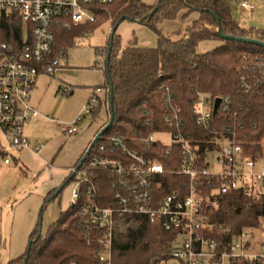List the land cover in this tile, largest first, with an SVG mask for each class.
<instances>
[{
    "label": "built area",
    "instance_id": "obj_1",
    "mask_svg": "<svg viewBox=\"0 0 264 264\" xmlns=\"http://www.w3.org/2000/svg\"><path fill=\"white\" fill-rule=\"evenodd\" d=\"M236 1L247 12L254 9L247 0ZM112 2L0 0V29L11 14L18 16L22 27V39L16 46L0 40V166L16 159L13 151L30 150L37 155L43 146L30 143L24 125L41 115L29 97L38 65L52 50L53 25L94 22L97 9ZM54 69L48 65L44 72ZM237 69L244 92L264 95V53L244 54ZM170 83L159 85L166 128L144 137L102 135L88 153L85 150L79 166L70 168V203L80 204L82 214L98 230V264H112L114 236L134 230L140 217L174 234L170 256L159 264H264V218L259 227L243 229L221 248L207 236L209 215L217 209L221 194L241 191L254 200L264 195V156L246 153L237 138L242 125L237 113L230 111L229 97H219L214 114L216 97L197 92L191 112L200 134L194 137L185 127ZM58 91L69 96L73 89L63 86ZM108 92L106 87L93 88L77 115L64 123V131L75 133L84 118L100 109L107 113L105 125L111 107ZM218 112L226 123L214 118ZM156 135H167L169 141ZM143 144L150 147L149 152L140 150ZM100 183L107 184L109 192L100 194Z\"/></svg>",
    "mask_w": 264,
    "mask_h": 264
},
{
    "label": "trees",
    "instance_id": "obj_2",
    "mask_svg": "<svg viewBox=\"0 0 264 264\" xmlns=\"http://www.w3.org/2000/svg\"><path fill=\"white\" fill-rule=\"evenodd\" d=\"M232 1L157 0L155 4L148 5L142 0H113L111 4L97 9L94 22L68 27L54 24L51 53L44 63L38 65V70L45 71L48 65L56 68L55 62L66 55L76 38L109 20L112 32L104 49V87L108 88L111 82L110 113L113 114V121L104 132V137L114 134L144 137L157 129L166 128L162 120L165 110L161 107L159 85L171 82L175 103L182 108L185 127L192 131L194 137L200 134L191 112L197 92L209 93L212 97H229L230 111L237 113L242 125L237 138L243 142L246 153L262 157L264 95L247 93L241 89L237 67L244 54L264 53V47L225 40L218 33L264 41V30L240 27L231 14ZM182 10H185L184 16L193 11L198 16L185 30L184 37L172 39L164 36L157 25L164 20L175 19ZM122 16H128L130 20L153 30L157 35L156 45L142 47L130 41L121 48L116 28ZM205 24L217 30H209ZM26 31L29 35V27ZM21 39L20 19L15 14L8 15L2 22L0 40L16 46ZM207 39H218L222 43L212 50L197 52L199 42ZM214 118L227 122L221 112ZM139 148L149 152L150 147L143 144ZM158 149L162 150V147ZM85 155L84 151L81 159ZM162 158L159 159L164 160ZM68 182L66 179L64 184ZM106 192H109L108 185L100 183L99 193ZM218 201L217 209L209 215L211 227L207 236L214 239L219 248L243 229L259 227L264 218V195L254 200L241 191H230L221 194ZM99 204L104 205L101 201ZM97 236L98 230L82 214L80 204L70 205L49 225L46 235L34 230L29 236L25 252L6 264H98L97 253L101 246ZM173 239L172 232L140 217L134 230L114 236L112 264H159L170 256Z\"/></svg>",
    "mask_w": 264,
    "mask_h": 264
},
{
    "label": "rangeland",
    "instance_id": "obj_3",
    "mask_svg": "<svg viewBox=\"0 0 264 264\" xmlns=\"http://www.w3.org/2000/svg\"><path fill=\"white\" fill-rule=\"evenodd\" d=\"M142 1L152 5L157 0ZM184 12L182 10L175 19L157 25L164 36L184 37L185 30L198 16L196 11L185 16ZM231 14L240 27L264 30V8H256L249 14L233 0ZM110 27V21H104L91 32L76 38L66 55L58 59L54 72L37 77L31 97L38 103L41 115L32 117L24 125V133L31 144L43 146L37 155L30 150L13 151L11 154L17 162L0 167V264L23 254L34 230L46 235L49 225L71 205L73 183L64 182L70 175V168L78 164L88 142L106 120V111L100 109L93 117L84 118L73 134L64 131V123H70L77 115L91 88L106 84L104 49ZM205 27L217 30L209 24ZM116 34L121 48L130 41L142 47H154L157 43L153 30L130 19L120 21ZM221 43L218 39L203 40L196 50L203 53ZM63 86L72 88V94L62 96L58 89ZM155 137L169 141L167 135ZM58 190L60 193L56 196Z\"/></svg>",
    "mask_w": 264,
    "mask_h": 264
},
{
    "label": "water",
    "instance_id": "obj_4",
    "mask_svg": "<svg viewBox=\"0 0 264 264\" xmlns=\"http://www.w3.org/2000/svg\"><path fill=\"white\" fill-rule=\"evenodd\" d=\"M125 19H129L128 16H122L120 21L125 20ZM112 32V29L110 31V33ZM219 37L225 40H237V41H241V42H245V43H251V44H255L261 47H264V41L262 40H258V39H253V38H246V37H236L233 35H226V34H222V33H218ZM108 89H109V102L112 99V84L111 82H109L108 84ZM220 102V98L216 97L214 100V105H213V113L215 114L217 112L218 109V105ZM113 121V114L110 113L109 114V119L107 121V123L100 128V130L95 134V136L93 137V139L91 140V142L89 143L87 149H86V153H88V151L90 150L91 146L95 143V141H97L99 139L100 136H102L104 134V132L110 127L111 123ZM83 161V158L81 159V162ZM79 166V164H78ZM67 180H69V177L67 178ZM60 190L57 191V193Z\"/></svg>",
    "mask_w": 264,
    "mask_h": 264
},
{
    "label": "crops",
    "instance_id": "obj_5",
    "mask_svg": "<svg viewBox=\"0 0 264 264\" xmlns=\"http://www.w3.org/2000/svg\"><path fill=\"white\" fill-rule=\"evenodd\" d=\"M234 1H236V0H234ZM248 2H250V3H252L253 5H254V9L251 11V12H247L246 10H244V9H242L241 7V9L242 10H244V11H246L247 13H249V14H251V13H253L255 10H256V8H264V0H247ZM237 2V1H236ZM239 6V5H238ZM110 29H111V27H110ZM56 69V68H55ZM54 69V70H55ZM54 70H53V72H54ZM53 72H51V73H53ZM47 72H44V71H41V72H39V74H38V76H40V75H42V74H46ZM50 74V73H49ZM37 76V77H38ZM36 80H37V78H36ZM36 87V81H35V84L33 85V87H32V89H31V92H30V97H29V102H30V104L34 107V108H36L37 109V104H36V102H33V100H32V97H31V93H32V91L34 90V88ZM59 90V89H58ZM92 90H93V88H91V90H90V92H89V94H88V96H87V98H86V100L88 99V97L90 96V94L92 93ZM72 94V93H71ZM86 100H85V102H86ZM38 110V109H37ZM106 113V112H105ZM96 114H98V112L96 113ZM95 114V115H96ZM106 119H107V113H106ZM106 122V120L104 121V123ZM103 123V124H104ZM103 124L98 128V129H100L102 126H103ZM97 129V130H98ZM96 130V131H97ZM96 133V132H95ZM95 133H94V135H95ZM25 134V133H24ZM93 135V136H94ZM26 136V135H25ZM89 143V142H88ZM14 162H17V159H14L13 160ZM11 164V163H10ZM10 164H7V165H10ZM7 165H5V166H7ZM1 166H4V165H1ZM0 166V167H1Z\"/></svg>",
    "mask_w": 264,
    "mask_h": 264
}]
</instances>
